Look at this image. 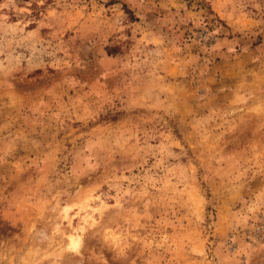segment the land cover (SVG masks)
Masks as SVG:
<instances>
[{
  "label": "rangeland",
  "instance_id": "obj_1",
  "mask_svg": "<svg viewBox=\"0 0 264 264\" xmlns=\"http://www.w3.org/2000/svg\"><path fill=\"white\" fill-rule=\"evenodd\" d=\"M264 0H0V264H264Z\"/></svg>",
  "mask_w": 264,
  "mask_h": 264
},
{
  "label": "built area",
  "instance_id": "obj_2",
  "mask_svg": "<svg viewBox=\"0 0 264 264\" xmlns=\"http://www.w3.org/2000/svg\"><path fill=\"white\" fill-rule=\"evenodd\" d=\"M244 240L252 249H258L264 255V212L255 214L249 227L244 231Z\"/></svg>",
  "mask_w": 264,
  "mask_h": 264
}]
</instances>
